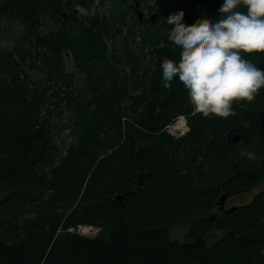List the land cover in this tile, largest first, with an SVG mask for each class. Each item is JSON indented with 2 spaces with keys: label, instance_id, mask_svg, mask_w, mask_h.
<instances>
[{
  "label": "trees",
  "instance_id": "obj_1",
  "mask_svg": "<svg viewBox=\"0 0 264 264\" xmlns=\"http://www.w3.org/2000/svg\"><path fill=\"white\" fill-rule=\"evenodd\" d=\"M74 1L0 0V264H264V191L230 214L215 204L264 182V88L254 102L234 101L230 117L195 113L178 76L163 87V60L181 59L168 39L174 25L149 22L163 32L149 31L154 70L140 71L139 56L126 50L111 56L123 68L112 67L109 23L65 12ZM223 3L187 0L182 22H216ZM42 16L63 22L41 34ZM17 21L26 46L2 48L1 30ZM25 50L46 71L42 80L17 75L14 54L23 59ZM66 54L83 76L81 90L64 71ZM241 55L264 68V53ZM65 106L75 108L80 133L56 161L47 119ZM178 116L189 130L173 138L162 129ZM245 150L257 158H241ZM78 224L102 234L66 231ZM185 225V241L171 240L170 229ZM212 230L222 235L207 245Z\"/></svg>",
  "mask_w": 264,
  "mask_h": 264
},
{
  "label": "clouds",
  "instance_id": "obj_2",
  "mask_svg": "<svg viewBox=\"0 0 264 264\" xmlns=\"http://www.w3.org/2000/svg\"><path fill=\"white\" fill-rule=\"evenodd\" d=\"M77 6L79 16L95 14ZM241 6L246 12L238 11ZM218 21L204 16L193 24L183 23L184 12L170 14L168 39L181 48L177 63L165 58L161 64L163 87L170 88L178 76L188 90L195 113L206 118L235 115L234 101L254 102L264 88V68L242 58L241 53H264V0H224ZM241 158L255 160L254 152H240Z\"/></svg>",
  "mask_w": 264,
  "mask_h": 264
},
{
  "label": "rangeland",
  "instance_id": "obj_3",
  "mask_svg": "<svg viewBox=\"0 0 264 264\" xmlns=\"http://www.w3.org/2000/svg\"><path fill=\"white\" fill-rule=\"evenodd\" d=\"M85 8L89 10V12H92L93 6L95 4V0H83ZM133 0H99V6L96 7L95 14H89L88 16H84L85 18H88L89 20H94L96 15H99L98 17L101 19L100 23H104V21L109 23V29H111V32L109 31V36L104 37L105 46L107 49V52L105 53V57L108 60V63L110 66L115 67L118 65L120 68H123V65L121 63L116 62L111 56L114 54L115 56H120L124 51H132L133 53H136L139 56V70L140 71H147V70H154L155 66L151 63V59L153 58V50L157 47H154V44L152 40H150V37L153 35L155 31L160 35V37L163 36V32L161 30H157L156 26L160 23L167 22V17L170 14L177 13L181 11L184 6L187 3V0H135L139 4L140 9L145 12V19L141 26L138 24V20L136 17V14L134 10L131 8L130 4ZM76 5H74L72 8H65V12H73V9H75L77 6L80 5L77 0L74 1ZM79 4V5H78ZM81 6V5H80ZM83 7V6H81ZM152 15H156V18L154 20L157 21V25H154L150 27L152 23L150 20V17ZM43 20V26L40 30L41 34L48 33L52 30H57L60 27V24L63 22L61 19L57 21L50 20L47 16L41 17ZM12 21V20H10ZM156 23V22H155ZM119 28V31L121 28V31H117L115 33L113 29L117 30ZM152 31L150 34L149 31ZM1 34H5L4 38L1 40V47L5 49L9 48H16L19 46L21 42V39L23 38L21 36L20 32V24L19 22H6L4 28L1 30ZM26 46V43H22ZM160 45V44H159ZM158 45V46H159ZM22 48V47H21ZM29 50H25V56H23V59H21L17 53L14 54V58L17 62V69L18 72L21 71V74L18 73L17 75L21 76L23 78V75L25 78H29L30 80H42L44 78V74L46 71L42 69V64L39 66V64L35 63L34 60L31 59V55L28 52ZM24 53V51H23ZM64 61V71L66 73H75L74 74V82L77 83V87L79 90L83 89L84 87V80L83 76L78 73V70L70 57V55H64L63 56ZM125 68H128L125 66ZM27 73V74H24ZM131 71L128 72L129 75ZM141 73V72H140ZM47 76V75H46ZM71 83V92L74 96L75 92L73 90L74 85L72 81ZM39 84V83H34ZM132 92V91H130ZM123 103H126L125 101ZM74 107L65 106V112L64 114H60L57 112V110L50 113L48 116V125L49 128L52 130V154L53 158H55L56 161H58L66 152L69 145L73 143L74 141V134H79V128L74 125L71 115L73 114ZM181 117V116H180ZM180 117L174 118L170 122H168L167 125L164 126L162 131L166 132L168 135L172 136L173 138H179L178 132L173 131L169 132L170 125H174V123L179 119ZM70 118V119H69ZM186 119V118H185ZM187 128L189 130V126L186 121ZM188 132V131H187ZM261 191H264V182H259L256 184L250 191L240 192L236 195H233L232 197L228 198V202L226 204V209L232 207V206H243L251 202V200ZM7 191L0 192V196L4 197L6 195ZM220 197H217L216 202L218 201ZM209 202H204V205L207 206ZM211 213L217 214L218 210L216 207H212L209 211H206L205 216L210 217ZM80 227H85L86 229L84 231L79 230ZM188 226H183L182 228H176L175 226L170 229L169 236L171 240L177 241V242H183L185 241V235L188 231ZM94 229V230H93ZM67 232H74L79 235L94 238L102 234V230L94 225L91 224H78L74 227H69ZM222 234L218 232L217 230H212L208 234V242H206L207 245H210V242L216 241ZM105 236V231L102 237ZM206 237V238H207Z\"/></svg>",
  "mask_w": 264,
  "mask_h": 264
},
{
  "label": "water",
  "instance_id": "obj_4",
  "mask_svg": "<svg viewBox=\"0 0 264 264\" xmlns=\"http://www.w3.org/2000/svg\"><path fill=\"white\" fill-rule=\"evenodd\" d=\"M75 12H76V11H75ZM135 13H136L137 19L140 21V24H141L142 17H143V13H142L141 11H139V9H137V7H135ZM155 18H156V15H152V16L150 17L151 22H153V21L155 20ZM227 139H228V141H231V142H233V143H237V142L241 139V137H240L239 135H237L235 131H231L230 133H228V135H227ZM225 198H226L225 195L221 196V197H220V201L223 202V201L225 200ZM222 205H223V204H222ZM238 209H240V207H236V206H234V207L228 209V210L226 211V213H227V214H230V213L235 212V211L238 210Z\"/></svg>",
  "mask_w": 264,
  "mask_h": 264
},
{
  "label": "built area",
  "instance_id": "obj_5",
  "mask_svg": "<svg viewBox=\"0 0 264 264\" xmlns=\"http://www.w3.org/2000/svg\"><path fill=\"white\" fill-rule=\"evenodd\" d=\"M145 13V12H144ZM180 117V116H179ZM177 118V117H176ZM177 123H180V125H182V127L184 128V130L185 131H183V130H176L177 132H178V136L180 137V136H183V135H185L186 133H187V131H188V128H187V125H186V120H185V118L183 117V116H181L175 123H174V125L175 124H177ZM174 125H170V126H168L169 127V132H172V127L174 126ZM86 228L85 227H80L79 228V230H81V231H84Z\"/></svg>",
  "mask_w": 264,
  "mask_h": 264
},
{
  "label": "flooded vegetation",
  "instance_id": "obj_6",
  "mask_svg": "<svg viewBox=\"0 0 264 264\" xmlns=\"http://www.w3.org/2000/svg\"><path fill=\"white\" fill-rule=\"evenodd\" d=\"M145 19V18H144ZM144 19H143V21H144ZM142 23V22H141ZM227 202H228V197H226L225 198V200L223 201V202H221L220 200L219 201H217L215 204H216V206L217 207H219L222 211H226V204H227ZM223 204V205H222ZM216 216V214H213V213H211V215H210V218H211V221L214 219V217Z\"/></svg>",
  "mask_w": 264,
  "mask_h": 264
},
{
  "label": "bare ground",
  "instance_id": "obj_7",
  "mask_svg": "<svg viewBox=\"0 0 264 264\" xmlns=\"http://www.w3.org/2000/svg\"><path fill=\"white\" fill-rule=\"evenodd\" d=\"M171 129H172V132L173 131H176V130H183V131H185L184 128L182 127V125H180V123L175 124Z\"/></svg>",
  "mask_w": 264,
  "mask_h": 264
}]
</instances>
